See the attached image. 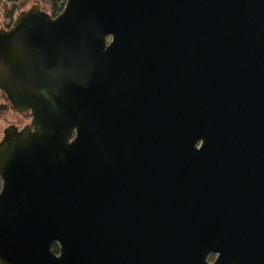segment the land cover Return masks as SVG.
I'll return each instance as SVG.
<instances>
[{"label": "water", "instance_id": "1", "mask_svg": "<svg viewBox=\"0 0 264 264\" xmlns=\"http://www.w3.org/2000/svg\"><path fill=\"white\" fill-rule=\"evenodd\" d=\"M0 91V264H264V0L33 5Z\"/></svg>", "mask_w": 264, "mask_h": 264}, {"label": "rangeland", "instance_id": "2", "mask_svg": "<svg viewBox=\"0 0 264 264\" xmlns=\"http://www.w3.org/2000/svg\"><path fill=\"white\" fill-rule=\"evenodd\" d=\"M37 5L42 11L50 13L49 7L39 0H20L17 4V13L28 10L31 6ZM1 29V27H0ZM0 103L7 105V111L0 115V140L3 137L4 130L9 126H15L18 129H22L30 124V118L27 113H17L10 106L3 92L0 91ZM209 261H213V257L209 258Z\"/></svg>", "mask_w": 264, "mask_h": 264}, {"label": "trees", "instance_id": "3", "mask_svg": "<svg viewBox=\"0 0 264 264\" xmlns=\"http://www.w3.org/2000/svg\"><path fill=\"white\" fill-rule=\"evenodd\" d=\"M20 0H0V27L4 29L10 28L14 18L18 14L17 4ZM49 7V15L54 18L60 14L66 4V0H39ZM48 14V13H47ZM7 111V105L0 103V115ZM1 189V180H0ZM53 252L58 254V246L54 245Z\"/></svg>", "mask_w": 264, "mask_h": 264}, {"label": "flooded vegetation", "instance_id": "4", "mask_svg": "<svg viewBox=\"0 0 264 264\" xmlns=\"http://www.w3.org/2000/svg\"><path fill=\"white\" fill-rule=\"evenodd\" d=\"M213 259H214V257H213Z\"/></svg>", "mask_w": 264, "mask_h": 264}]
</instances>
